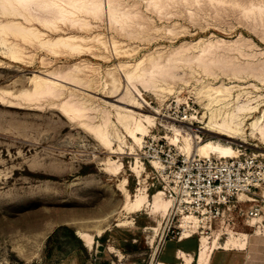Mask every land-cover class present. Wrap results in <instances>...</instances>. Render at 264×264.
I'll return each mask as SVG.
<instances>
[{
    "label": "rangeland",
    "instance_id": "1",
    "mask_svg": "<svg viewBox=\"0 0 264 264\" xmlns=\"http://www.w3.org/2000/svg\"><path fill=\"white\" fill-rule=\"evenodd\" d=\"M112 1L115 15L105 0L106 7L98 17H86L89 28L59 23L56 34L91 39V48L83 52L52 54L26 45L32 59L14 63L3 57L9 46L0 36V61L5 63L0 67L1 89H19L31 70L81 62L92 69L86 75L96 84L98 94L108 91L123 101L135 97L140 105L144 103V112L156 111L153 125L136 141L127 132L132 120H125L123 111L119 115L114 106L104 103L111 99L98 95L90 98L87 123H98L104 110L110 114L105 147L81 125V120L66 119L48 102L41 109L0 104L4 116L0 115V264H65L72 258L83 264L90 258L95 264H132L138 260L137 264H152L151 256L163 241L174 236L177 239L180 234L181 239L185 237L181 223L187 216L196 219V228L192 227L189 234L193 233L197 247L200 237L209 241L217 238L220 248L216 249L240 254L235 264H264V185L256 190L253 201L242 203L246 210L257 206L260 210L256 216L245 222L238 219L233 226L215 222L208 228V223L201 222L203 218L181 211L166 192L167 174L161 172L160 164L149 162L156 154L163 155L168 163L197 154L188 151L177 131L187 124L194 128L195 143L212 140L229 145L236 151L230 156L244 151L264 154V138L260 136L264 129V0ZM253 3L256 7L246 11L245 7ZM7 20L8 16L0 14V25ZM239 37L245 40L235 44ZM219 38L223 41L212 48V54L196 57L199 40ZM182 45L189 47L182 55L188 57L176 60L172 52ZM43 57L51 61L46 67L41 64ZM152 60L162 65L159 75L136 80L131 76L130 82L121 76L124 68L131 67L128 71L132 72L139 62L142 70L152 68ZM108 72L119 77L118 89H106ZM208 83L229 86L232 96L242 93L243 100L249 97L251 105L256 106L249 116L233 117L230 124L233 128L236 124L239 133L234 138L195 129L202 125L198 122L202 115L210 113L198 96L200 87ZM253 120L257 122L251 127ZM123 190L132 200L145 191L147 204L139 211L128 212ZM159 190L162 199L170 201L166 212L153 206V194ZM65 227L75 233L80 230L92 234V247H85L76 234L83 250L70 243L63 235ZM98 230L103 231L100 236H96ZM195 239L186 247H193ZM196 258L197 254L192 264H196ZM178 263L186 264L182 259Z\"/></svg>",
    "mask_w": 264,
    "mask_h": 264
},
{
    "label": "bare ground",
    "instance_id": "2",
    "mask_svg": "<svg viewBox=\"0 0 264 264\" xmlns=\"http://www.w3.org/2000/svg\"><path fill=\"white\" fill-rule=\"evenodd\" d=\"M113 2L114 1L112 0H107V5L109 8H112V15H115ZM103 7H106L105 0H0V14L6 17L8 16V20L0 25V36L9 46V51L7 53H3V57L14 63L22 64L29 62L32 59L33 54L31 53V51L28 52L26 50V45L36 46V48H41L52 54H58L63 51H65L64 53H66V51H69L68 53H78L83 52L86 49H90L91 47H89V40L91 39L88 40L82 35L72 33L65 35L56 34L59 31V23H72L75 25L77 24V26L80 25L81 27H78L80 29L82 27L87 28L89 24H86V17H98L102 12ZM255 7L256 6L253 3L245 7V10L248 11L249 9ZM125 15L127 16L128 13H125ZM18 19H21V21H18ZM75 25L71 26H74L76 28L77 26ZM48 31L53 32L55 35H48ZM9 37H12L13 40H19L21 43L14 42L13 40H10ZM239 38L240 39L237 38L236 40H234L235 44H240L242 40H245L243 37ZM222 41L223 39L221 38L216 39V41L199 40V42H197L199 43V45L195 46L198 47L199 50L198 54H196V57L202 58L206 54L211 53L212 48L220 45ZM188 48V46L185 47L184 45L180 46L179 48H175L172 52V55L176 56V60L185 59L188 56L182 55L184 51L188 50ZM40 60L42 66L44 67L51 63V61H49L48 58L45 57L41 58ZM151 65L152 68H144L142 70L141 62L136 63L133 65L132 72L134 73V75L132 74V72L128 71L131 67H127L123 69L124 72L121 73V76H123L124 79L130 82L132 81V77L134 78V80H136L137 78L140 79L141 77L146 78L148 77V75H159L161 73L159 71V68H162V65L155 60L151 61ZM0 67H5V63L0 61ZM87 71H92V69H89L88 66L81 62H75L66 67L57 66L52 69L49 68L45 70H31L32 74L26 78V84L22 85L19 89L14 91L11 89L0 88V104L5 107L24 108L20 105H26L29 108L38 107L39 109H41L40 106H42L44 102H48L50 106H52L62 116L66 117V119H70L71 121L72 119L81 120V125H85L94 138L101 140L104 146L108 147L107 133L111 124L109 119L110 114H108V112L104 110L101 113V119L98 123H87V120L90 119L88 116L90 108L87 106L88 102L91 100L90 98H95L96 95L102 96L111 99L110 102L104 100V103L114 106L117 109V114L120 115L123 111L125 120H132V125L129 129H127V132L129 137H132L136 141H139L141 136L147 132L148 127L153 125V114L154 112L156 114V111H153V114L144 112L142 109L144 103H142L143 105H140L139 101H137L135 97H129L127 101H123L121 97H115L117 95L110 96L109 94H107L109 93L108 91L102 94H98L95 89L96 84L89 80L86 75ZM117 78L119 77L114 76L112 72H108V79L105 86L107 90L118 89ZM211 85L210 83L203 84L198 91L200 101L206 102V108L210 110V113L206 114V116L202 115V117L198 121L202 125L197 126L195 129L197 131H205L207 133H215L216 135H223L225 137L234 138L233 135L237 134L238 131L237 128H235L236 124L234 128L230 124V122L233 121V117L240 119L241 117L249 116L256 109V106L251 105L252 99L249 97H246V99L243 100L244 97H242V93H238L236 96H232V88L229 86ZM85 96H89V98ZM5 102H7V104H5ZM222 112H225V114L223 115ZM6 115L8 114L6 113ZM2 117L4 119V116L1 115V118ZM29 120L27 119L28 122H30ZM257 120H253L250 123L251 127L256 124ZM258 121H260V119ZM181 126L179 129H177V131L183 137V140H185V142L187 143L188 151L192 150V152L202 156H211L209 154L212 153L213 155H219L223 157H230V155L236 152L232 149L231 146L222 145L212 140H208L205 142L199 141L198 143H195L193 142L195 134L192 133L194 132V128H192L188 124ZM27 128L29 127L27 126ZM87 128H84V130H87ZM28 133H30V131ZM260 136L264 138V129H261ZM241 142L245 141L241 139ZM107 162L110 164L111 161L108 160ZM151 163L157 164L156 161ZM107 169L109 170V168ZM39 192L41 191H38V193ZM122 193L126 199L124 209L128 212L141 210L143 205L147 202V193L145 191L139 193L134 200L130 198L129 193H127L126 191L123 190ZM48 194L46 195L50 197L51 195L49 196ZM162 195L163 192L161 190L153 194V206L155 209L160 208V210L163 209L164 212H166L169 208L170 201H164L162 199ZM242 196L244 195H241V197ZM106 204L108 205V202ZM195 220L196 219L191 216L184 217L181 223V228L185 230L186 238L190 236V229H192V227L196 228ZM118 225L123 224L118 223ZM102 232V230H98L96 236H100ZM76 234L83 241L85 247H92V243L94 241V237L92 234L80 230L76 231ZM217 245V238H214L213 241H209L205 237H200L196 264H208L214 249L220 248L219 245L218 247ZM221 248L224 247L221 246ZM179 256L186 264H192V256H187L182 253H180Z\"/></svg>",
    "mask_w": 264,
    "mask_h": 264
},
{
    "label": "built area",
    "instance_id": "3",
    "mask_svg": "<svg viewBox=\"0 0 264 264\" xmlns=\"http://www.w3.org/2000/svg\"><path fill=\"white\" fill-rule=\"evenodd\" d=\"M260 155L264 156L246 151L230 157L195 154L168 163L163 155L156 154L149 162L162 166L161 172L168 178L166 192L182 212L203 218L201 222L208 223V228L215 222L228 227L238 219H252L260 210L257 206L247 210L242 207L243 202L253 201L256 190L264 185V158Z\"/></svg>",
    "mask_w": 264,
    "mask_h": 264
},
{
    "label": "crops",
    "instance_id": "4",
    "mask_svg": "<svg viewBox=\"0 0 264 264\" xmlns=\"http://www.w3.org/2000/svg\"><path fill=\"white\" fill-rule=\"evenodd\" d=\"M195 239L193 235L189 237H184L183 239L177 238V239H167L165 242L161 245L160 248L156 249L155 253L151 256L152 264H158V263H164V264H179L178 261H180V253L185 255H190L193 257V261L195 262V257L197 254V243L195 239V244L193 247L189 248L186 247V243L189 240ZM89 249V248H88ZM232 250H224V249H216L212 252L209 263L208 264H235V258L237 256L239 257L240 254L236 252H231ZM238 259V258H237ZM72 260V261H71ZM86 264H95V259H87ZM138 261L132 262V264H137ZM64 264V263H62ZM65 264H83L78 263V260L74 258L67 260ZM184 264V263H183ZM195 264V263H194ZM239 264V263H238ZM241 264H244L243 262Z\"/></svg>",
    "mask_w": 264,
    "mask_h": 264
},
{
    "label": "trees",
    "instance_id": "5",
    "mask_svg": "<svg viewBox=\"0 0 264 264\" xmlns=\"http://www.w3.org/2000/svg\"><path fill=\"white\" fill-rule=\"evenodd\" d=\"M64 229H65V231H64L63 235L65 236V238H67L70 243L71 242L75 243L76 245H78L83 250L81 240L75 235V232L72 229L67 228V227H65ZM55 235L56 234L54 233V236ZM32 264H37V263H32Z\"/></svg>",
    "mask_w": 264,
    "mask_h": 264
},
{
    "label": "water",
    "instance_id": "6",
    "mask_svg": "<svg viewBox=\"0 0 264 264\" xmlns=\"http://www.w3.org/2000/svg\"><path fill=\"white\" fill-rule=\"evenodd\" d=\"M76 234V233H75ZM77 235V234H76Z\"/></svg>",
    "mask_w": 264,
    "mask_h": 264
}]
</instances>
